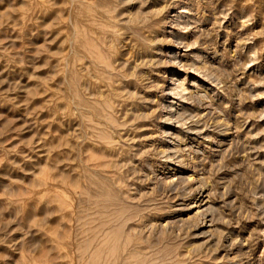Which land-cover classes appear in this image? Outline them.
I'll list each match as a JSON object with an SVG mask.
<instances>
[{"label": "rangeland", "instance_id": "1", "mask_svg": "<svg viewBox=\"0 0 264 264\" xmlns=\"http://www.w3.org/2000/svg\"><path fill=\"white\" fill-rule=\"evenodd\" d=\"M0 264H264V0H0Z\"/></svg>", "mask_w": 264, "mask_h": 264}, {"label": "bare ground", "instance_id": "2", "mask_svg": "<svg viewBox=\"0 0 264 264\" xmlns=\"http://www.w3.org/2000/svg\"><path fill=\"white\" fill-rule=\"evenodd\" d=\"M80 72V71H79ZM90 175V174H89ZM83 179H79L80 181H79V184H77V185H79L78 187L80 188V183H82L84 180L85 181H87L90 185H92V186H94L98 191L100 190H102V188H101V185L99 184V182L97 181V179L96 178H94V177H88V176H84V177H82ZM77 183H78V180H77ZM78 188V189H79ZM102 199V198H101ZM95 200V199H94ZM100 208V207H99ZM94 220V219H93ZM87 222V221H86ZM150 227V226H149ZM132 228V227H131ZM134 228V227H133ZM75 233V232H74ZM95 247V246H94ZM89 258H90V256H89ZM124 260V259H123Z\"/></svg>", "mask_w": 264, "mask_h": 264}]
</instances>
